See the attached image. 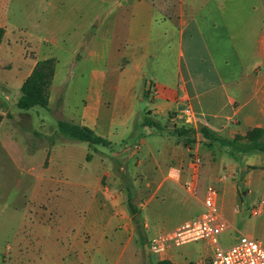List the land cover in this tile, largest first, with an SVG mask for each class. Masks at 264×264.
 Here are the masks:
<instances>
[{
  "label": "crops",
  "instance_id": "obj_1",
  "mask_svg": "<svg viewBox=\"0 0 264 264\" xmlns=\"http://www.w3.org/2000/svg\"><path fill=\"white\" fill-rule=\"evenodd\" d=\"M236 1L248 6L250 15L229 6ZM21 2L0 0V28L5 31L0 85L7 89V96L0 94V103L14 90L16 107L21 86L36 63L54 58L43 118L56 126L65 122L87 128L102 140L90 145L71 137L58 139L31 153L25 147L28 156L41 155L35 183L42 197L32 203L43 202L50 219L55 214L51 226L58 235L50 244L66 249L59 257L62 264H142L140 247L145 249L149 236L171 231L204 212L210 185L217 188L219 212L232 229L224 209L247 195L245 187L256 184L264 191V151L241 152L205 135L203 142L189 144L188 135H175L171 129L176 125L196 133L200 126L208 135L231 141L264 127V0H35L34 12L26 17ZM211 3L219 15H231L229 22L220 18V26L236 41L232 49L216 55L207 50ZM49 7L61 9L64 16L49 22L45 15ZM7 10L15 29L32 32L33 47L11 38ZM71 11L78 16L76 24L68 15ZM90 27L105 29L107 50L101 54L89 50L87 55L95 63L101 60V68H86L87 60L79 54ZM70 30H76L71 40L75 44L67 48L62 42L69 39ZM144 90L150 104L143 112ZM186 105L195 114L193 126L179 120ZM146 117L161 129L143 126ZM14 131L0 128V142L3 132L10 133L12 142H22L14 138ZM129 138L137 139L128 145ZM75 142L86 143L88 150ZM224 148L231 150L228 157L217 158L216 151ZM196 154L198 166L193 164ZM221 166L230 170V182L219 175ZM260 204L264 213V203ZM145 251L144 255L151 254ZM213 252L208 241L200 240L171 247L156 255L155 262L210 264Z\"/></svg>",
  "mask_w": 264,
  "mask_h": 264
},
{
  "label": "rangeland",
  "instance_id": "obj_2",
  "mask_svg": "<svg viewBox=\"0 0 264 264\" xmlns=\"http://www.w3.org/2000/svg\"><path fill=\"white\" fill-rule=\"evenodd\" d=\"M34 1L35 0H22L20 3V11L23 12L25 17L28 14L34 12ZM51 1L56 2L57 0ZM51 1L48 0V3H51ZM63 1L65 3H73L77 0ZM229 6L233 7L237 11H242L243 15H250L249 12H251V9L248 6L241 5L238 1L230 4ZM9 7H7V9L10 11ZM8 10L7 15L9 18L6 15L4 17L7 20L6 27L9 34H11V38L15 39L18 45L21 44L24 46L25 43H28L29 46L33 47L35 45V41L31 38L33 35L32 32L30 30L26 31L24 29H15V24L10 18V13ZM210 11L213 13L211 14V20H209L210 24L208 31L210 38L207 40V44L209 46L207 47V50L209 51L210 49L213 54L216 55V53H219L220 51L227 52V50L232 49L236 41L232 40L222 29L223 26H220L222 24L221 20L225 19L229 22L231 15L229 13H227L225 16L219 15L217 8L212 3L210 5ZM45 15L49 22H56L58 17L64 16L61 12V9L52 11L50 7L47 9ZM68 15L70 16L71 20H74L75 24L77 21H79L78 16L74 11H71ZM82 18L83 20L85 19L84 12L82 13ZM96 23H99V21L93 23L92 25H96ZM92 27L88 28L87 38L85 41H82L81 46L83 48L79 54L84 55L85 59L87 60V64L85 65L86 68H101L103 66L101 60H98V62L95 63L93 57L87 55L89 50L92 53L94 51V53L98 54H101L103 51L107 50L105 44L106 41L104 40L105 29L103 28L100 32L97 29H93ZM219 27L221 28V31H219ZM32 28V25H29L28 29ZM11 31L13 33H11ZM97 33L98 39L96 40L95 36ZM75 34L76 30H70L67 33L69 39L68 37L64 38L62 46L69 48L75 44V41H71L75 37ZM11 38L8 36V39ZM197 49L199 50V48ZM203 54L204 57L208 56L206 49L203 50ZM223 56L224 54L222 57ZM113 58H115V52H113ZM216 59H219V57ZM208 75L211 76V73L209 72ZM152 87H154V85H152ZM0 94L3 98L7 96V89L3 88L1 85ZM14 98L15 93L14 90H12L10 91V97L7 100L3 99L4 101L2 100L0 103V128L4 130H15L14 138L22 139V142L14 143L12 142L13 140L11 141L10 133L3 132L1 134L0 264H62L64 262L61 261L62 259L59 257L65 256L64 252L66 249H63V247H54L52 244H50V241L54 240V238L58 235L55 227L51 226V221H54L55 214H52L53 216L50 219L43 202L39 200L32 203L34 199H40L42 197V192H40L39 187L35 183L36 177L39 175L41 170L38 167L40 164L41 155L40 153H36L34 158L32 156L30 157L27 155L25 147H28V151L31 153L32 151L42 148V145L48 142H55L58 139L65 141V139L70 137V132L64 128H60L59 125L56 126L46 121L43 118L44 115H46V111L42 108H35L28 112L19 111L12 102ZM143 99L144 100L141 104V107L142 111L144 112V110L149 107L150 102L146 96L143 97ZM8 115L10 116L9 118ZM185 128L182 129V132L183 134L189 136V144L203 142L201 140L203 135L200 132V126L196 132L197 134L195 133L194 129ZM241 129H245L244 125ZM229 133V131H226V137H229ZM135 139L137 138H129L127 140L128 145H133ZM258 143L260 144V148H264V136L259 139ZM74 144L82 149L84 148L88 150L86 143L75 142ZM120 147L121 146L117 147L116 150L120 151V149H122ZM229 150L230 149L224 148L223 150L216 151L217 158L222 155L225 160V157H228ZM89 152L91 151L89 150ZM122 159L125 160V156H122ZM219 175L227 176L229 182L233 179L230 170L223 169L222 166L219 170ZM246 177L247 174L246 176H243V180H245ZM238 183L239 180L235 178L233 180V184L235 185L237 192L239 191L237 186ZM244 192H247V195L241 196L240 199L236 201L233 206H231V209H224V216L231 223L232 229L222 233L219 236V245L222 247L233 243V241L236 239L235 235L237 233L251 236L255 240L260 241V244L264 246V213H261L259 216L251 215V211L255 207H258L260 203H264V191L258 189L256 184H252L250 187H245ZM44 196L45 195H43V198ZM62 198H64V196ZM234 209H237L238 212L235 213ZM41 221L45 222L50 227H38L39 224L37 225L35 222L40 223ZM151 238L152 236H149V240ZM145 252V249L142 250V247H140L142 264H156V255L152 253L144 255ZM127 257H125V259Z\"/></svg>",
  "mask_w": 264,
  "mask_h": 264
},
{
  "label": "built area",
  "instance_id": "obj_3",
  "mask_svg": "<svg viewBox=\"0 0 264 264\" xmlns=\"http://www.w3.org/2000/svg\"><path fill=\"white\" fill-rule=\"evenodd\" d=\"M149 90L153 92L150 85ZM179 120L183 125L193 126L196 117L191 108L186 105L180 111ZM200 157L196 154L193 159L195 166L200 165ZM221 178L218 182H222ZM192 189V184H186ZM218 190L215 186H208L205 190L204 212L179 227L154 235L148 241V250L154 255H160L171 247L181 246L196 241H208L214 248L210 264H264V246L254 238L241 235L236 242L227 248L219 245V236L231 229L230 224L221 216L217 205ZM262 213V204L251 211L252 216Z\"/></svg>",
  "mask_w": 264,
  "mask_h": 264
},
{
  "label": "trees",
  "instance_id": "obj_4",
  "mask_svg": "<svg viewBox=\"0 0 264 264\" xmlns=\"http://www.w3.org/2000/svg\"><path fill=\"white\" fill-rule=\"evenodd\" d=\"M4 29L0 28V43L4 35ZM56 68V60L49 58L38 61L31 72V74L23 82L20 92L21 95L16 102V108L22 112H28L34 108H46L49 103V89L53 81V76ZM144 95L147 97V92L144 90ZM60 128L68 130L70 137L76 140L87 142L90 145L99 143L102 140L96 137L89 129L84 127L72 126L65 122L59 123ZM143 126L153 127L161 129L160 125L146 117L143 121ZM183 128H179L176 125L172 127V133L178 136H182ZM201 134L207 135L210 139L220 141L223 145L231 148L237 147L241 152H253L262 151L264 148H260L259 139L264 136V127L254 128L246 133L245 136H237L234 140H225L215 138L213 135H208L207 131L200 128ZM239 142V143H238ZM158 264H168L167 262H159Z\"/></svg>",
  "mask_w": 264,
  "mask_h": 264
},
{
  "label": "water",
  "instance_id": "obj_5",
  "mask_svg": "<svg viewBox=\"0 0 264 264\" xmlns=\"http://www.w3.org/2000/svg\"><path fill=\"white\" fill-rule=\"evenodd\" d=\"M242 186H243V185H242V184H240V188H242ZM243 194H245V192H243ZM144 248H145V250H147V251H148V246H145Z\"/></svg>",
  "mask_w": 264,
  "mask_h": 264
}]
</instances>
